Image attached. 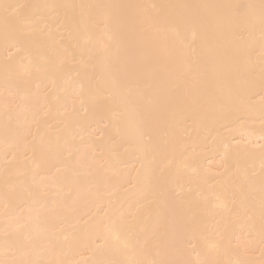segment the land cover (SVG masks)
<instances>
[{
  "label": "bare ground",
  "instance_id": "1",
  "mask_svg": "<svg viewBox=\"0 0 264 264\" xmlns=\"http://www.w3.org/2000/svg\"><path fill=\"white\" fill-rule=\"evenodd\" d=\"M0 264H264V0H0Z\"/></svg>",
  "mask_w": 264,
  "mask_h": 264
}]
</instances>
